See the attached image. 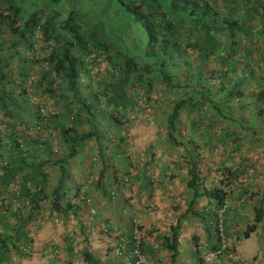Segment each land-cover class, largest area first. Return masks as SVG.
Wrapping results in <instances>:
<instances>
[{
  "label": "crops",
  "instance_id": "0c3cea01",
  "mask_svg": "<svg viewBox=\"0 0 264 264\" xmlns=\"http://www.w3.org/2000/svg\"><path fill=\"white\" fill-rule=\"evenodd\" d=\"M16 1L25 2L28 10L40 6L34 0ZM42 6L66 13L56 4ZM107 24L85 23L83 27L103 35L109 32ZM10 40L7 35L0 37V55L9 59L16 80L24 56L21 52L16 55L20 48L11 50ZM29 74L27 90L53 116V124L36 131L35 107L24 106L20 100L19 108L27 110L23 115L18 111L15 127L29 140L40 138V147L46 144L38 157H46L50 163L45 168L49 198L33 222L28 221V210H23L22 221L16 222L14 209L5 211L0 205V233L8 241L5 246L0 244V264H131L127 256H115L113 249L120 238L131 237L135 221L145 264H201L199 247L212 250L218 246L213 201L208 195L215 188L227 192L221 215L228 243L223 262L251 264L264 240L263 121L252 122L256 130L250 135L239 130L236 142L229 147L233 153L226 157L219 150L199 152L201 143L194 137L190 122L179 125L172 145L165 121L118 126L103 101L88 115L59 77L51 76L54 84L39 89L34 85L41 76L39 67L34 65ZM97 76L83 73L81 84L91 79L94 87H101L104 79L111 80L107 73ZM81 93L88 94L86 90ZM145 109L148 107L143 105L141 110ZM160 110L158 106V114ZM69 127L73 129L65 136L62 130ZM85 135L88 137L82 140ZM74 139L76 153L68 157ZM191 163L199 173L197 194L188 185ZM60 168L66 173L64 177ZM60 181L65 194L61 191L57 198L51 197ZM259 210L262 218L256 223ZM255 223L257 227L249 231ZM260 264H264V257Z\"/></svg>",
  "mask_w": 264,
  "mask_h": 264
},
{
  "label": "trees",
  "instance_id": "16d2710c",
  "mask_svg": "<svg viewBox=\"0 0 264 264\" xmlns=\"http://www.w3.org/2000/svg\"><path fill=\"white\" fill-rule=\"evenodd\" d=\"M58 1L52 0V5ZM118 2L145 33L139 41L145 62L108 43L101 32L85 31L73 10L65 14L49 6L28 10L23 1L0 0V37L11 38V50L20 48L16 55L21 52L24 56L19 78L14 80L9 59L0 55V205L5 211L14 209L16 222L22 221L23 210L29 211L28 221L33 222L48 197L45 168L50 163L46 157H38L46 144L40 147V138L29 140L15 127L20 113L27 110L19 108V101L30 106V100L35 99L27 90L34 65L41 72L34 82L39 89L54 84L51 76L59 77L88 115L91 108L81 99V90L99 104L103 101L118 126L152 119L165 121L166 136L173 145L179 125L190 122L194 137L201 143L199 152L219 150L226 157L233 153L229 147L236 142L239 130L250 135L256 130L252 122H264V0ZM83 73H93L96 78L107 73L111 80L104 79L101 87H94L91 79L81 84ZM99 87L101 91H97ZM159 91L182 92V97L172 105L163 103L169 111L158 114L159 100L153 96L161 98ZM143 105L148 109L141 110ZM32 106L37 119V106ZM49 117L52 125L53 116ZM72 129L62 131L66 136ZM75 139L70 142L68 157L76 153ZM191 165L188 185L197 194L198 168L195 163ZM60 170L64 177L65 171ZM61 191L64 195L62 181L51 197L57 198ZM208 195L216 221L227 192L215 188ZM261 218L259 210L255 222ZM256 223L249 231L257 227ZM7 243L0 233V244Z\"/></svg>",
  "mask_w": 264,
  "mask_h": 264
},
{
  "label": "rangeland",
  "instance_id": "374dc122",
  "mask_svg": "<svg viewBox=\"0 0 264 264\" xmlns=\"http://www.w3.org/2000/svg\"><path fill=\"white\" fill-rule=\"evenodd\" d=\"M34 1L39 2L40 6H42V4L52 5V0ZM27 2H29V0H27ZM56 4L58 10L66 11V13L71 11V9L76 11L79 20L83 21L82 24L108 22L107 29L109 32L103 34L105 36L104 39L107 40L108 43L111 42L112 44L123 48L126 53L132 57H136L140 62H145L147 60L144 56L143 46L139 43V41L145 36V33L141 31L140 25H137L132 16L125 12L118 0H59ZM113 11L116 12L115 15H111L110 12ZM160 93L163 94L160 96L161 98H158L157 95H154L153 97L156 100H159L157 106L162 110L165 106L163 103L166 102L170 105L173 100L182 97V92L165 94L166 92L162 91ZM89 96L80 94L81 99L89 103L91 109L99 107L98 99ZM162 110L159 111V114H164V112L169 111L168 108Z\"/></svg>",
  "mask_w": 264,
  "mask_h": 264
},
{
  "label": "built area",
  "instance_id": "2783aa9c",
  "mask_svg": "<svg viewBox=\"0 0 264 264\" xmlns=\"http://www.w3.org/2000/svg\"><path fill=\"white\" fill-rule=\"evenodd\" d=\"M32 105L37 106V119L34 122V129L38 132L45 130L49 126L50 117L41 104H38L35 99L30 100ZM226 191V190H225ZM227 200V199H226ZM226 200L224 205L218 211V218L214 221V229L218 238V246L215 249L209 250L203 247H199V253L201 257V264H235L223 262V255L228 251V243L226 233L221 221V215L226 208ZM89 202V200H88ZM93 212V210L91 211ZM138 223L135 221L133 224L132 235L130 238H120L118 244L113 249L115 256H127L131 259V264H145V257L141 251V236ZM25 252H29V249H24ZM264 257V240L261 242L259 249L256 252L255 258L251 264H260Z\"/></svg>",
  "mask_w": 264,
  "mask_h": 264
},
{
  "label": "clouds",
  "instance_id": "9594fccd",
  "mask_svg": "<svg viewBox=\"0 0 264 264\" xmlns=\"http://www.w3.org/2000/svg\"><path fill=\"white\" fill-rule=\"evenodd\" d=\"M92 211V210H91ZM93 212H94V210H93ZM114 253V252H113Z\"/></svg>",
  "mask_w": 264,
  "mask_h": 264
}]
</instances>
